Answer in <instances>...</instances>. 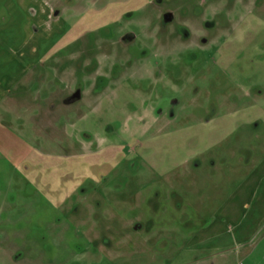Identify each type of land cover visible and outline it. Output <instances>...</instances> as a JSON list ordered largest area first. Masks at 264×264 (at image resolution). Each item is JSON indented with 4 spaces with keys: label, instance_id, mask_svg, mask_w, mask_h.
I'll return each mask as SVG.
<instances>
[{
    "label": "rangeland",
    "instance_id": "rangeland-1",
    "mask_svg": "<svg viewBox=\"0 0 264 264\" xmlns=\"http://www.w3.org/2000/svg\"><path fill=\"white\" fill-rule=\"evenodd\" d=\"M46 1L69 31L2 117L0 264L199 253L264 156V0Z\"/></svg>",
    "mask_w": 264,
    "mask_h": 264
},
{
    "label": "crops",
    "instance_id": "crops-1",
    "mask_svg": "<svg viewBox=\"0 0 264 264\" xmlns=\"http://www.w3.org/2000/svg\"><path fill=\"white\" fill-rule=\"evenodd\" d=\"M58 13L46 0H0L1 145L20 143L5 132L2 117L16 114L12 105L25 92V83L69 31ZM230 195L188 239L187 247L201 246L200 252L179 251L178 264H264V156Z\"/></svg>",
    "mask_w": 264,
    "mask_h": 264
}]
</instances>
